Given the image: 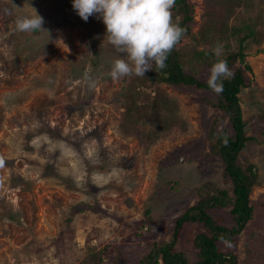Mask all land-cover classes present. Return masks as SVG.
<instances>
[{"label":"rangeland","instance_id":"obj_1","mask_svg":"<svg viewBox=\"0 0 264 264\" xmlns=\"http://www.w3.org/2000/svg\"><path fill=\"white\" fill-rule=\"evenodd\" d=\"M217 1H190L196 39L201 16L224 15ZM263 1L233 6L226 23L264 18ZM30 7L49 35L16 30ZM259 29L260 43H244L249 69L231 68H240L245 81L238 94L245 134L258 141L246 143L237 159L257 177L252 216L236 241L239 264H264V26ZM104 36L99 14L82 20L72 0H0V264H89L92 254L106 260L114 248L117 264H145L151 244L170 238L172 220L196 202L204 182L230 193L209 137L210 129L229 134V122L197 101L210 94L164 86L175 123L127 122L117 100L123 78L108 75L112 61L126 57ZM194 45L204 47L189 38L175 47L185 72L183 54ZM212 215L231 225L228 209ZM202 231L187 225L173 245L188 264L196 260L191 239Z\"/></svg>","mask_w":264,"mask_h":264},{"label":"trees","instance_id":"obj_2","mask_svg":"<svg viewBox=\"0 0 264 264\" xmlns=\"http://www.w3.org/2000/svg\"><path fill=\"white\" fill-rule=\"evenodd\" d=\"M190 1L175 0V7L171 10L173 21L187 30L184 38L191 39L194 44L200 42L204 44L200 50L194 45L189 52L183 54V57L188 56L186 64L189 72L182 69L180 63L182 55L174 48L165 62L166 68L147 71L144 77L135 75L123 77L117 100L123 112V119L127 122L136 125L163 122L167 125L175 123L176 118L175 103L166 94L164 89L166 86L180 92L202 90L210 94L199 95L197 101L221 112L229 122V134L225 130L215 132L210 129L209 137H214L210 150L221 161L222 176L230 183V193L225 189L215 188L210 182H204L196 189L198 196L196 202L172 220L170 238L165 242L151 244L143 256L142 263L188 264L182 253L174 251L173 245L185 226L196 225L203 231L196 233L191 239L196 257L194 264H239L236 241L252 216L253 208L249 202V195L251 187L257 184V177L250 167L242 169L237 159L246 143L258 141L253 136L245 134V122L242 120L238 97L240 90L245 88L241 69H234L232 78L223 80L224 91L220 95L215 94L207 86L206 81L209 70L217 59H225L230 69L235 63L243 65L245 70L249 69L244 64V43L249 40L260 43L263 40L259 26H264V18L257 14V17L249 22L228 25L226 19L233 6L242 3L244 5L245 2L253 4L254 0H218L215 6L224 15L221 14L214 19V15L211 14L208 20L201 16L204 23L198 30L200 38L196 39L191 33L193 19ZM217 43L223 45V55L219 58L212 51ZM203 69H209L208 75L205 79H198L197 75ZM223 209H228L231 225H225L220 217L212 215L213 212H222ZM147 213L148 211L144 212ZM250 237L252 242L255 241L257 232L250 234ZM116 249L104 254L106 260H103L100 253L92 254L88 259L89 264H117L114 256ZM104 252L105 248L102 250V253Z\"/></svg>","mask_w":264,"mask_h":264},{"label":"clouds","instance_id":"obj_3","mask_svg":"<svg viewBox=\"0 0 264 264\" xmlns=\"http://www.w3.org/2000/svg\"><path fill=\"white\" fill-rule=\"evenodd\" d=\"M72 7L84 21L99 14L105 25V36L122 57L111 63L108 75L113 80L123 77H144L147 71L166 68V60L186 34V29L173 21L175 0H72ZM31 14L15 21L17 31L46 32L44 19L35 8ZM66 47V46H65ZM67 48V47H66ZM216 57L223 55V45L217 43L212 49ZM90 54V53H89ZM232 70L225 59H217L209 70L207 86L217 95L224 91L223 80L231 79ZM89 87L95 81L89 73L84 74Z\"/></svg>","mask_w":264,"mask_h":264}]
</instances>
